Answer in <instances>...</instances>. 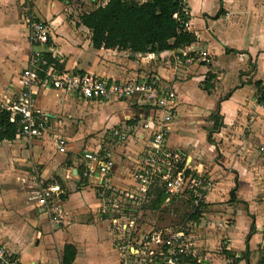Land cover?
I'll list each match as a JSON object with an SVG mask.
<instances>
[{
	"label": "crops",
	"instance_id": "crops-1",
	"mask_svg": "<svg viewBox=\"0 0 264 264\" xmlns=\"http://www.w3.org/2000/svg\"><path fill=\"white\" fill-rule=\"evenodd\" d=\"M33 1L37 15L28 11L29 0H0V88L5 79L12 80L7 89L10 94L3 90L0 100L11 101L19 89L20 72L28 57L29 15L49 26L47 53L61 63L63 71L116 80L153 76L176 94L167 147L190 156L212 181L199 221L191 223L198 263L255 264L264 248V155L258 150L264 146V107L257 103L254 87L255 81L264 80V0H222L221 5L219 0H184L189 31L196 42L177 51L145 54L143 59L128 51L94 49L90 31L79 18L77 27L66 20L63 10L71 8L70 0ZM89 1L96 4L98 0ZM208 1L216 3L215 11L207 9ZM202 51L207 52L208 62L199 57ZM175 55L182 57L180 64L175 63ZM156 60L163 65L153 66ZM208 73L214 76L209 94L201 88ZM191 82L199 94L213 97L206 112L196 114L195 105L184 101L187 91L179 86ZM33 100L36 109L48 116L45 133L40 138L18 136L0 141V243L22 264H61L65 244L76 248L72 264L87 254L103 264L108 254L116 253L112 247L115 235L102 212L95 184L91 180L80 183L77 169L81 168L80 154L101 147L104 140L89 143L84 134L102 125L106 129L101 138L112 127L136 129L139 115H151L154 109L144 110L136 98L131 99L138 107L136 116L118 124L116 109L106 106L110 102L85 101L40 86L33 88ZM215 113L220 125L211 132L210 117ZM187 128L204 130V138L184 136ZM69 132L76 133L75 137L68 136ZM172 132L179 137L176 146L167 144ZM59 138L64 141V152L56 148ZM144 142L133 134L125 143L130 147L123 144L114 149L111 185L126 188L131 182L124 175L128 157L123 151L141 153ZM137 158L132 157L130 164ZM52 178L60 181V197L66 196L61 198L58 223L43 214L36 200L39 182ZM218 185L221 189H216ZM117 260L118 256L114 264Z\"/></svg>",
	"mask_w": 264,
	"mask_h": 264
},
{
	"label": "built area",
	"instance_id": "built-area-1",
	"mask_svg": "<svg viewBox=\"0 0 264 264\" xmlns=\"http://www.w3.org/2000/svg\"><path fill=\"white\" fill-rule=\"evenodd\" d=\"M26 24L27 63L20 72L17 93L11 101L0 100V111H8L11 121L18 118V136L34 139L45 133L48 123V116L34 105L33 88L36 86L53 88L85 101L100 103L123 102L136 98L142 109H154L151 115H139L136 129L112 127L105 134L101 147L80 154V177L91 180L97 188L96 196L102 204V212L110 219L115 235L119 264H132L139 253L143 255L145 264H193L196 256L191 236L184 230L161 238L139 232L134 238V222L121 221V218L124 219L125 207L131 209V205L147 202L151 188L157 186L156 182H160L159 187L168 195L165 203L187 195L192 211L205 202L211 189L212 181L203 169L200 168L199 171L190 156L167 147L165 143L175 116L172 111L175 92L153 76L142 80H116L90 73L59 71L53 64L45 67L47 62L44 54L48 52L49 26L30 15ZM183 26L189 30V19L183 22ZM198 55L208 62L207 52L202 51ZM173 59L176 64L182 61L180 55H175ZM186 61L190 62L191 58ZM129 119L132 118L127 117ZM133 134L139 140L145 141L144 146L130 173L131 186L117 188L110 183L114 149L125 144ZM57 140V150L64 152V141L60 138ZM258 150L264 155L263 145ZM61 193L62 188L57 181L40 182L37 189V204L53 223H58L62 218ZM185 227H191V223H186ZM196 263L199 264L197 259ZM0 264L22 263L14 252L0 243Z\"/></svg>",
	"mask_w": 264,
	"mask_h": 264
},
{
	"label": "trees",
	"instance_id": "trees-1",
	"mask_svg": "<svg viewBox=\"0 0 264 264\" xmlns=\"http://www.w3.org/2000/svg\"><path fill=\"white\" fill-rule=\"evenodd\" d=\"M66 1V0H59ZM220 1V5L222 0ZM184 0H103L91 11L79 16V23L90 31V42L94 49L128 51L131 54H159L164 51H177L196 42L195 34L184 28L183 22L189 19L186 13ZM221 12V9L219 13ZM46 66L53 64L59 71L62 65L49 53L44 54ZM214 76L208 73L201 84L207 94L211 93L210 81ZM256 101L264 107V82L255 81ZM211 132L216 131L220 125V116L212 114ZM134 122V121H132ZM19 120H10V113L0 111V141L14 140L18 137ZM210 136V134H209ZM210 140V139H209ZM79 175L81 168L77 169ZM80 183L86 185L85 179ZM49 181H60L52 178ZM153 199L151 205L160 209L168 195L161 187L151 188ZM233 197V193L231 192ZM62 195L61 198L65 199ZM171 201V200H170ZM204 203L189 213H184L186 221L198 222ZM76 256V248L65 244L61 253V264H72ZM196 263V259L193 261ZM246 264H250L246 262ZM255 264H264V248L261 250L259 260Z\"/></svg>",
	"mask_w": 264,
	"mask_h": 264
},
{
	"label": "rangeland",
	"instance_id": "rangeland-1",
	"mask_svg": "<svg viewBox=\"0 0 264 264\" xmlns=\"http://www.w3.org/2000/svg\"><path fill=\"white\" fill-rule=\"evenodd\" d=\"M102 1L103 0H98L96 2V4H93L89 0H70L71 8L63 10V13L67 17V19H66L67 22L70 23L71 26L77 27L79 16L83 13L91 11L93 8H95ZM206 5H207V9L209 11H211V12L215 11L214 9H215L216 3L214 1H208L206 3ZM35 8L37 9L35 2L33 0H29L28 11H30L32 14L37 15V13L35 12ZM19 43L22 44L23 43L22 40H20ZM21 46L24 47V43ZM146 56L147 55H142V57L140 59H143V57H146ZM130 58H133V56H130ZM159 64L163 65V63L160 60H156L155 62L152 63L153 66H157ZM18 73H17V75H18ZM0 81H1V77H0ZM10 83H12V80L8 81L5 79L4 84L0 88V93L3 90H6V92L9 93L7 89L9 88ZM179 87L182 90L187 91L186 93H183V95L185 96L184 101L192 102L195 105V109H196L195 113L196 114L199 112H202V113L206 112L207 109L211 107V102H212L213 97L206 95V94L204 95L201 92L199 94L197 91H195L193 89L192 82L187 84V85L181 84ZM7 93H6V95H7ZM190 99H191V101H190ZM52 101H54V100H52ZM49 103H51V102H49ZM134 105H135V102L133 100H128L126 102H121V103L117 102V104L114 102L111 104H107L106 106H109L110 108L113 106L112 109L115 108L117 110V111L116 110H114V111L117 112V114L120 116V119L117 120V122H115V123L122 124L123 122H125L127 120V117L133 118V116H136L135 111H137L138 107L136 105L135 106ZM109 107H105V108L110 109ZM75 114L79 115L77 113H75ZM188 117H189V114L187 115V118ZM105 129L106 128H104V125H102V127L95 130V132H92V133L90 132L91 134L85 133L84 134V140L89 141V143L92 142L93 140H99L102 143V140H104L105 136L103 138H101V136H102L103 131ZM186 131H187V133L184 134V136L195 135L198 138H202L203 133H204V130L197 131V129H195V128H187ZM67 135L75 137L76 133L69 132V134H67ZM179 143H180V141H179L178 135H176L174 132H172L168 138L167 144L169 146H172V145L176 146ZM124 147H130V145L124 144ZM139 152L140 151H138V150H136V151L124 150L123 151V153L126 154V157H128V159H126V161L128 162L127 163L128 168L126 169V172H124V175H126V177H128V179H130V173L133 171V168L135 166L134 164H130V162H132L131 158L134 156H137L138 154H141ZM122 158H124V155L122 156ZM42 182L43 183L48 182V180L42 181ZM49 182H51V181H49ZM156 183H157V186L159 187L160 182H156ZM130 184H131V182L128 183L126 188H129L131 186ZM216 189H221V186L218 185L216 187ZM153 198H154L153 194H151L148 197L147 202L141 203V204L131 205L130 206L131 209L129 207H125L123 209L124 210V214H123L124 219L121 218V221L122 222L123 221H133L134 222V224H133L134 229H132L134 238H136V234L139 232H141V233L147 232L151 236H154V237L158 236L160 238L165 237L168 234L175 232V231H178V230H184V232H186L187 234H190L192 232V227H185V226H186V223H193V222L192 221H186L185 218L183 217L184 213H189L193 209L188 202L187 195H182L179 198H175V199L171 200L170 202L164 203V205L161 206L160 209H155L154 207H152L151 200ZM116 200H118V199L116 198ZM107 220L109 222L108 226L110 229L112 225L110 224V219L108 217H107ZM112 243H113L112 247L116 253L108 254L107 255L108 259L106 258V261L103 264H109V263L114 264V261L117 259L118 248L116 246L117 242H116L115 238L112 239ZM118 243H119V241H118ZM152 246H154V244H152ZM87 253H91V252H87ZM84 255H86V254H84ZM142 256L143 255L139 253V255L136 258V261H134L132 264H145L146 261ZM93 258H94L93 254L92 255L87 254L86 257L79 258L78 264L79 263L80 264H102V263H99L97 259H93ZM110 258H111V261H110ZM117 263L119 264V260H117Z\"/></svg>",
	"mask_w": 264,
	"mask_h": 264
}]
</instances>
